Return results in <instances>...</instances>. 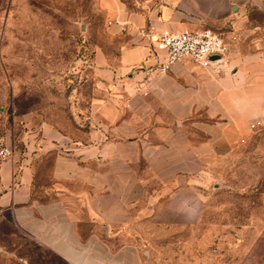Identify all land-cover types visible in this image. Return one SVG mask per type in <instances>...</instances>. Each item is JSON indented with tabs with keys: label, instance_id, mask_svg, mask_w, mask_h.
Instances as JSON below:
<instances>
[{
	"label": "crops",
	"instance_id": "0c3cea01",
	"mask_svg": "<svg viewBox=\"0 0 264 264\" xmlns=\"http://www.w3.org/2000/svg\"><path fill=\"white\" fill-rule=\"evenodd\" d=\"M102 2L123 21L116 33L125 41L115 54L95 48L94 69L106 78L96 79L88 108L73 112L77 126L29 112L17 136H0L13 146L0 158V241L13 230L64 264H163L158 232L199 219L206 199L200 179L210 157L238 140V123L247 128V121L264 118V35L258 33L264 26L248 16L264 11V0H210V28L230 45L226 61L215 70L179 59L172 71L183 65L193 71L185 90L165 75L169 70L150 72L153 94L145 101L162 107L148 112L140 130L134 112L140 97L124 89L145 85V68L163 57L157 35L183 28L169 27L167 3L155 18L154 8L129 13L119 0ZM167 82L174 90L167 91ZM189 116L185 126H175ZM197 133L204 138L195 139ZM185 201L195 210L191 219L178 210Z\"/></svg>",
	"mask_w": 264,
	"mask_h": 264
},
{
	"label": "rangeland",
	"instance_id": "374dc122",
	"mask_svg": "<svg viewBox=\"0 0 264 264\" xmlns=\"http://www.w3.org/2000/svg\"><path fill=\"white\" fill-rule=\"evenodd\" d=\"M119 2L129 13L154 8L155 18L161 16V4H170L171 29L210 27V0ZM178 8L183 13H175ZM248 16L253 25L264 26V11L251 9ZM122 22L118 15L109 14L102 0H0V136H17L23 116L29 112L74 129L73 112L88 108L96 79L106 78L94 69V50L99 45L115 54L125 41L116 33L122 31ZM141 27L143 31L145 27ZM262 31H258L260 36ZM158 64L145 68L149 73L143 82L147 75L155 78L150 72L158 74ZM169 73L183 90L191 86L188 78L193 71L184 65L178 73L169 69L165 75ZM152 78L140 87L135 83L124 89L128 95L140 97L134 104L139 130L148 112L162 107L145 101L153 94ZM170 83L166 84L171 87L168 92L174 90ZM169 105L165 112L168 120ZM190 117L175 126H185ZM247 124L243 128V123H238V140L210 157V166L200 179L206 199L199 219L158 232L156 253L163 264H264V118ZM193 137L204 138L200 133ZM0 264L64 263L12 230L0 241Z\"/></svg>",
	"mask_w": 264,
	"mask_h": 264
},
{
	"label": "built area",
	"instance_id": "2783aa9c",
	"mask_svg": "<svg viewBox=\"0 0 264 264\" xmlns=\"http://www.w3.org/2000/svg\"><path fill=\"white\" fill-rule=\"evenodd\" d=\"M156 48L163 52L156 73H166L179 59L188 57L202 66H211L219 70L226 61L230 45L216 30L205 27L202 29H164L157 35ZM151 76L145 77L146 84ZM140 87V85H138ZM254 125V124H252ZM12 145L0 138V158L12 153Z\"/></svg>",
	"mask_w": 264,
	"mask_h": 264
},
{
	"label": "clouds",
	"instance_id": "9594fccd",
	"mask_svg": "<svg viewBox=\"0 0 264 264\" xmlns=\"http://www.w3.org/2000/svg\"><path fill=\"white\" fill-rule=\"evenodd\" d=\"M178 210L184 213L189 219L193 218L195 215V210L189 205L187 201H185Z\"/></svg>",
	"mask_w": 264,
	"mask_h": 264
}]
</instances>
